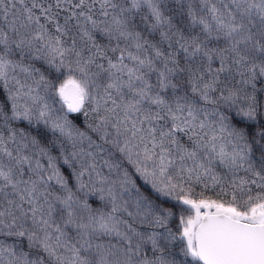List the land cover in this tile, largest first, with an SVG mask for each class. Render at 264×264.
<instances>
[{"label": "snow or ice", "instance_id": "obj_1", "mask_svg": "<svg viewBox=\"0 0 264 264\" xmlns=\"http://www.w3.org/2000/svg\"><path fill=\"white\" fill-rule=\"evenodd\" d=\"M0 264H264V0H0Z\"/></svg>", "mask_w": 264, "mask_h": 264}]
</instances>
